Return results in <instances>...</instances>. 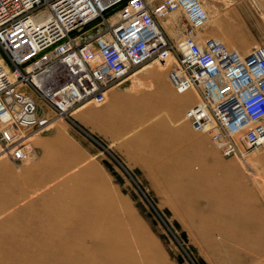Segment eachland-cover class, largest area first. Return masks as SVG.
<instances>
[{
  "label": "rangeland",
  "instance_id": "1",
  "mask_svg": "<svg viewBox=\"0 0 264 264\" xmlns=\"http://www.w3.org/2000/svg\"><path fill=\"white\" fill-rule=\"evenodd\" d=\"M207 8L201 34L222 39L233 24L264 51V0H208ZM148 61L110 81L105 102L87 101L99 112L79 111L87 102L68 115L48 109L51 122L26 131L25 161L0 145V242L12 237L0 244V264H264V147L225 157L186 118L189 104L174 109L170 65L157 91ZM47 179L60 184L42 186ZM209 197L253 207L250 221L262 223L254 250H231Z\"/></svg>",
  "mask_w": 264,
  "mask_h": 264
},
{
  "label": "built area",
  "instance_id": "2",
  "mask_svg": "<svg viewBox=\"0 0 264 264\" xmlns=\"http://www.w3.org/2000/svg\"><path fill=\"white\" fill-rule=\"evenodd\" d=\"M207 1L0 0V145L25 161L26 131L47 126L48 109L68 115L103 103L110 81L153 59L170 65L177 93L196 92L186 118L225 157L263 148L264 51L244 53L199 33Z\"/></svg>",
  "mask_w": 264,
  "mask_h": 264
},
{
  "label": "bare ground",
  "instance_id": "3",
  "mask_svg": "<svg viewBox=\"0 0 264 264\" xmlns=\"http://www.w3.org/2000/svg\"><path fill=\"white\" fill-rule=\"evenodd\" d=\"M204 5H205V7L209 13V20H208V23H209V22H211L210 12H209V9L207 8V3H205ZM178 15H179L178 12H174L171 15V17L168 19L167 26H170L171 28L174 29L175 28L174 26L177 22ZM219 25L223 26V23L218 21V20L213 23V26L217 30H218ZM205 28L198 30V32L202 33V31ZM95 31H96V29H92L90 33L93 34V33H95ZM171 31L174 33V31L172 29H171ZM223 31H226V32H222V35L224 38L221 39V37L220 38L218 37V39H221L224 42H225V40H227V42H230V43H236L237 42L240 45L241 44L245 45L244 47H241L243 50H240L238 47H236L238 50H240L244 53H249L250 51H252L254 49L253 46L250 47L247 39L240 37L241 35L237 32V28H236V26H233V24H231L227 30H223ZM175 34L177 35L176 31H175ZM212 37H216V36L212 35ZM155 64L156 65L158 64L159 66L155 67ZM146 66H148V68H151L149 73H152V75L155 76V81L157 82V83L153 82L152 87H155L157 89V91H160L163 88L161 86V80L163 78V74L165 73V69H164L165 65H163V63L161 64L159 61H154L153 59H151L148 61ZM118 92H119V89H115V91H114L115 95H117ZM195 93L196 92L193 90H190L184 94L178 93L179 95H176L175 98L173 99V102H172L174 109L177 107H181L182 105H187V104L193 102V100H195V98H196L195 96H193ZM149 109L155 110L156 107L155 106L149 107ZM80 110H82V111L85 110L86 112H89V113H93L94 111H98V112L101 111L98 108H96L95 106H91L90 102H87L86 104H83L82 106H80L79 111ZM73 113H76L75 109L73 110ZM57 131L59 132V128L57 129ZM43 139H41V140H43ZM29 148H30V146H29ZM34 149L36 152L35 146H34ZM34 149H32V151H34ZM226 166L229 167V164H227ZM47 180L48 181L45 180L46 183L42 182L41 185L42 186L49 185V183H51V182H53L55 186L60 184V181L56 180V179H51V180L47 179ZM42 186H41V188H42ZM47 188H48L47 190H51L50 187H47ZM36 189H40V187H38ZM51 192H53V191L51 190ZM49 194H51V193H49ZM208 203L211 204L213 211H216L219 214H222L224 216L225 220H223V222H225V223L222 226H225V227H223L222 230H223L224 234L230 236V238L227 237V239L232 241V243L230 244L231 250H233V251L236 250V247H234L233 245L243 246L245 248H249L252 250H254L256 248L255 245L253 244V242H250V237L252 234L260 231V229L262 228V225H260V224H262V223L259 220L250 221L252 219L249 217L248 213L253 211L252 206L247 204V205H244V208H238L237 206H234V204H236V202H234V201H233V203H231L230 200L229 201L218 200L217 198H214V197H209ZM237 204L239 205L240 202H238ZM214 206H216V207H214ZM190 207H193V206L191 205ZM20 208H21V206H20ZM234 210H236V212L233 213L234 216L229 215ZM209 231L210 230L208 229L207 232L209 233ZM9 238H12V237H9ZM9 238H6L2 242H0V244H3L2 248H5V247L7 248V245H9L11 243ZM11 247H15V246L12 245ZM16 256H14V257H16ZM1 257H4V256H1ZM1 264H7V263H1Z\"/></svg>",
  "mask_w": 264,
  "mask_h": 264
},
{
  "label": "crops",
  "instance_id": "4",
  "mask_svg": "<svg viewBox=\"0 0 264 264\" xmlns=\"http://www.w3.org/2000/svg\"><path fill=\"white\" fill-rule=\"evenodd\" d=\"M193 96H195L196 98H195V100H193V102L189 103V107L192 106V105L196 102V100H197V96H196V94H194ZM189 107H188V108H189Z\"/></svg>",
  "mask_w": 264,
  "mask_h": 264
}]
</instances>
